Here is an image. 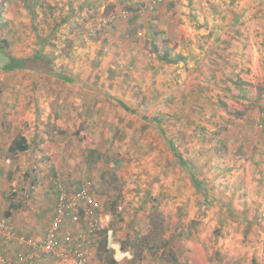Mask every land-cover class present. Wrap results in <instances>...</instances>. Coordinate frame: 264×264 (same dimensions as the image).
<instances>
[{"label": "rangeland", "instance_id": "1", "mask_svg": "<svg viewBox=\"0 0 264 264\" xmlns=\"http://www.w3.org/2000/svg\"><path fill=\"white\" fill-rule=\"evenodd\" d=\"M145 2L0 0V53L27 57L36 35L47 36L45 50L71 75L0 69L2 153L16 133L30 143L1 170L0 220L22 233L30 222L41 236L54 181L89 179L104 191L94 198L114 244L146 233L153 217L177 264H264V0H163L141 17L128 11ZM237 13L243 22L226 21ZM164 49L181 59L162 62ZM12 201L19 208L5 218Z\"/></svg>", "mask_w": 264, "mask_h": 264}, {"label": "trees", "instance_id": "2", "mask_svg": "<svg viewBox=\"0 0 264 264\" xmlns=\"http://www.w3.org/2000/svg\"><path fill=\"white\" fill-rule=\"evenodd\" d=\"M119 2L135 3V0H119ZM135 7H133L132 9L128 8V11H136V9L134 10ZM135 17H137V15H135ZM67 18L64 19V22L67 20ZM56 26L54 28V31L59 27L58 25ZM36 36H37V41H35L36 43L35 49L33 50L32 54L27 57H19V58L9 57L10 64L3 67V69L8 71H14V70L28 71L38 74H44L46 76H53L58 80L69 81L71 75L66 73L61 68L59 67L57 68L53 60L50 58L49 52L45 50L49 38L47 36L44 37L38 35ZM6 46L3 45L1 47V50L3 51V49H5ZM153 49L154 51H156V47ZM158 58L162 62L168 64H172V63L175 64L181 59V57H177V59L168 58L167 52L158 56ZM234 86L236 88L240 87L238 86L237 83H235ZM238 89L240 90V92H243V89L241 87ZM262 95H264V93ZM115 100L124 111L130 113L132 112L127 107L125 102L117 99ZM260 110L262 111V105ZM260 120H262L261 117ZM159 123L160 125L161 123L164 124L163 119H157L155 124L158 125ZM160 133H164V131L161 129ZM168 143L171 145L172 148H175V145L173 144L172 141H168ZM28 149H29V145L27 144L26 139L22 136H18L11 141L7 149V156L9 155L11 157L17 153H23ZM176 157L179 163L182 164L181 163L183 162L182 157L180 155H176ZM183 166H185L184 163ZM189 172H192V168L189 169ZM87 181L91 183L90 193L92 194V196H94L96 192H99L101 195L104 193V191L102 192L100 190L99 187L100 185H96L94 181L89 179ZM18 204L19 203L12 201L7 211H5V213L3 214V216L5 218H9L11 216V211L19 208ZM150 210L153 211L151 216L155 215V217H160V213L157 212L155 213L154 208H151ZM76 216L80 222L84 223L82 219V213L80 212V210L78 211ZM4 223L7 227L5 221ZM103 225H104V229L99 232L98 237L94 243L95 258L99 263L141 264L145 261L146 257L148 256V257L158 258L159 264H166V263L177 264V259L175 258L173 251H171L168 241H165L163 239V230L161 229V225L160 223L155 221V218L152 217L151 220L149 221L146 233H144L143 235H139V233H136L132 238L129 236L128 239L126 240L123 239L122 242H120L119 244L113 243V239L115 236L114 230L108 227L106 228L104 223ZM116 253L119 254V258L116 256Z\"/></svg>", "mask_w": 264, "mask_h": 264}, {"label": "built area", "instance_id": "3", "mask_svg": "<svg viewBox=\"0 0 264 264\" xmlns=\"http://www.w3.org/2000/svg\"><path fill=\"white\" fill-rule=\"evenodd\" d=\"M163 0H146L145 6L133 12V15L143 16L146 12H152ZM121 16L126 17V11H121ZM108 22H112L114 15ZM262 111L260 117V129L264 130V95L261 97ZM3 156H0V161ZM90 182L86 181L73 191L65 183L58 181L54 184L56 193V207L54 219L40 241L28 243L29 253L20 256L16 262L10 261L4 255V242L15 238L9 233L4 220H0V264H36L43 256H52L55 264H98L94 261V243L100 231L104 229L103 222L98 215V204L90 193ZM82 213L84 221L83 230L73 233H62L67 224L78 221L76 214ZM20 241H23L20 238Z\"/></svg>", "mask_w": 264, "mask_h": 264}, {"label": "crops", "instance_id": "4", "mask_svg": "<svg viewBox=\"0 0 264 264\" xmlns=\"http://www.w3.org/2000/svg\"><path fill=\"white\" fill-rule=\"evenodd\" d=\"M231 16H233V17H231L230 19H226L227 22H229V23H232V22H234V23H236V22H243L244 15H242V14L239 15V13H237L236 15H231ZM224 23H226V22H224ZM168 51H170V49H164V52L162 54H164L165 52H168ZM179 52L180 51H178V53ZM184 53H186V54H184ZM172 54H175V53H172ZM183 54L185 56H188L189 58H191L192 55L195 54V53H194L193 50H188V51H183ZM174 56L175 55H172V57H174ZM168 58H170V57H168ZM174 59H176V58H174ZM2 123L5 125L4 122H2ZM4 128L5 127H3V129ZM13 131H14V129H13ZM19 134L20 135H18V133H16V135H13V137H12L11 140H13L14 138H16L18 136H22V137H24L26 139L27 144L30 145V143H29L28 138L26 137V135H24V133H21V132H19ZM10 143H11V141H10ZM10 143L6 145L7 146L6 147L7 149L9 147ZM34 143H35V141H33V144ZM2 150H3V147L0 144V156H3V159H4V160L0 161V173H1V170H2V168L4 166V164L6 163V158H7V156H5L2 153ZM0 178H1V176H0ZM55 181H54L53 185L51 186V192H52V195H53V198H54L53 199L54 206H53V210L51 211V218H50V221H49L48 226L46 228H44L43 230H41V232H43L41 236L39 235L40 232L38 230L35 231L34 227H32V225L30 224V222H28V228L27 227L26 228H22L23 233L20 232L17 228L15 230H12L11 232L9 231V233L15 235V238H10V239H8V240H6L4 242V246H3L4 255L7 257L8 260L13 261V262H16L20 256H23V255H26L27 253H29L30 247H29L28 243H30L32 241H35V240H33V238L40 237V238H37V239L42 240L45 237L46 232L48 231V229H49V227H50V225H51V223H52V221L54 219V215H55V207H56V200H57L56 199L57 198L56 197V193L54 191ZM79 182H77V183H79ZM80 183L78 185L77 184L76 185H73V188L71 187V189L73 191H76L78 189V186L80 185ZM7 191H8V188L7 189L6 188H3L2 189V191L0 192V199L7 195ZM70 225H72V226H70ZM74 225L76 227V230H77V228H80L79 230H83L84 223H82V222H80V224H74V223H72V224H67L66 227L63 228L62 233H66V232L71 233V231L74 230V229H72V228H74ZM11 228H12V226L10 225V227H8V230H11ZM70 228H71V230H70ZM20 238H22L23 241H20ZM40 240H38V241H40ZM177 258L178 257H176V259ZM17 264H21V263H17ZM36 264H55V261H54V259H53L52 256H43L41 258V260L39 262H37Z\"/></svg>", "mask_w": 264, "mask_h": 264}, {"label": "water", "instance_id": "5", "mask_svg": "<svg viewBox=\"0 0 264 264\" xmlns=\"http://www.w3.org/2000/svg\"><path fill=\"white\" fill-rule=\"evenodd\" d=\"M10 64V59L4 54L0 53V69Z\"/></svg>", "mask_w": 264, "mask_h": 264}, {"label": "clouds", "instance_id": "6", "mask_svg": "<svg viewBox=\"0 0 264 264\" xmlns=\"http://www.w3.org/2000/svg\"><path fill=\"white\" fill-rule=\"evenodd\" d=\"M79 221V220H78ZM76 231H79V230H76ZM71 233H73V232H71Z\"/></svg>", "mask_w": 264, "mask_h": 264}]
</instances>
